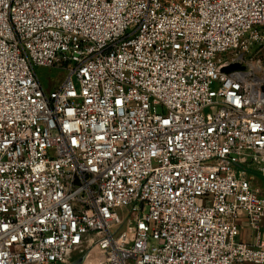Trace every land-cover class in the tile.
<instances>
[{"label": "built area", "instance_id": "built-area-1", "mask_svg": "<svg viewBox=\"0 0 264 264\" xmlns=\"http://www.w3.org/2000/svg\"><path fill=\"white\" fill-rule=\"evenodd\" d=\"M254 174L264 0H0V264H264Z\"/></svg>", "mask_w": 264, "mask_h": 264}, {"label": "rangeland", "instance_id": "rangeland-1", "mask_svg": "<svg viewBox=\"0 0 264 264\" xmlns=\"http://www.w3.org/2000/svg\"><path fill=\"white\" fill-rule=\"evenodd\" d=\"M248 56L250 57L251 55H248ZM38 73L42 77L44 83L47 84V88L49 89H52L54 87H57L58 85H61L63 80L68 76V72L66 70L59 71L55 69L39 68ZM255 177L258 180V185L264 186V180H262L261 176L259 174H256ZM239 239L241 240V236H239ZM242 239H243V236H242ZM243 240L247 242L246 239H243Z\"/></svg>", "mask_w": 264, "mask_h": 264}, {"label": "water", "instance_id": "water-1", "mask_svg": "<svg viewBox=\"0 0 264 264\" xmlns=\"http://www.w3.org/2000/svg\"><path fill=\"white\" fill-rule=\"evenodd\" d=\"M242 67L240 65H233L231 67H228V68H224L223 69V72H230L232 70H235V69H241ZM82 260H79L78 262L74 263V264H81Z\"/></svg>", "mask_w": 264, "mask_h": 264}, {"label": "crops", "instance_id": "crops-1", "mask_svg": "<svg viewBox=\"0 0 264 264\" xmlns=\"http://www.w3.org/2000/svg\"><path fill=\"white\" fill-rule=\"evenodd\" d=\"M247 234H243V239H246L247 240Z\"/></svg>", "mask_w": 264, "mask_h": 264}]
</instances>
